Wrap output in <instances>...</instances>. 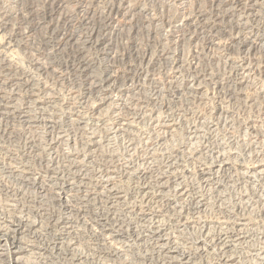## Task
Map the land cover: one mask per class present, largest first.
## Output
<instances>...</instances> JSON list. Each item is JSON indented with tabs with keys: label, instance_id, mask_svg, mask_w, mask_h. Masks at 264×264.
I'll return each mask as SVG.
<instances>
[{
	"label": "bare ground",
	"instance_id": "1",
	"mask_svg": "<svg viewBox=\"0 0 264 264\" xmlns=\"http://www.w3.org/2000/svg\"><path fill=\"white\" fill-rule=\"evenodd\" d=\"M12 1L15 2V0ZM256 1H258V5H256L255 2H252L253 4H250L251 2L247 3L249 5L247 9L252 11L255 10L258 14L255 8L256 6L260 8V2L263 0ZM1 5L2 1L0 2V14L2 16L0 33L3 30L9 29V26L12 24L9 14L10 10ZM253 13L256 15L255 12ZM258 15H260V13ZM131 16L133 17V15L130 14V18ZM128 19L129 18H127V20ZM251 19L249 18V20ZM181 25H183L182 21L177 24L178 27H182ZM258 27H256L257 30L259 29ZM261 27V33L257 35L256 40L258 39L264 42V26ZM213 28L215 29V27ZM54 32L55 30L52 29L51 33L54 34ZM4 35L5 34L2 32L1 36ZM52 39L54 41V38ZM69 39L70 37L67 41ZM254 39L238 40L235 42L236 46L234 47L249 50L254 46V43H256ZM11 40L10 38L9 40L5 38L3 41L2 38L0 46L3 44L8 45ZM58 40H60V38ZM263 42L259 43L260 47L264 46ZM5 47L6 46H4V49ZM103 49L107 50L106 53L109 55L112 48L109 44L108 47L104 45ZM2 55H0V67L11 71V60H8L9 58H4L7 56L3 57ZM175 62L182 64L183 59L180 60L177 55ZM247 65H234L233 73L236 79H233L234 82L229 81L230 84L228 86L226 85L229 87L226 88L227 90H220L223 87L222 82L225 78L219 76L218 73V75H214L211 74V72L207 77L205 75L199 76L195 74L187 81L186 86H177L175 94L177 93L180 96L183 92L187 94V96L185 94L184 96L189 98H187L189 102L193 103L189 97L191 95L193 101L197 102L199 105L209 98L207 97L208 99L205 100L206 92H202V86H200L202 82L198 83L196 81L197 83L195 84V79L197 77L201 78V80H206L208 84H212L213 89L218 91L219 105L216 107L214 106L212 111L210 110L211 107L208 110L216 117H214L216 121L215 124L205 125L203 120L202 122L199 120L202 119L200 118L202 114L197 111H192L191 109V111H189V108L179 113V117L188 115H194V117H196L197 122L193 124L192 127H190L191 125L189 124L190 128L184 126V128H179V124L176 120L177 117L175 116L180 112L178 109L177 113H171L169 111L171 114L160 116L158 111L152 106L150 100L135 98L132 93L137 92L139 87L133 83L127 88L123 87L124 84H120L114 88L116 89L115 95H118V97L116 96L117 98H115L113 94H110L112 89L111 86L107 84V86L105 85L101 88L102 94H98L100 97L88 103L91 95L101 87L98 86L101 85L103 81L101 83L91 82L87 87L81 89L82 91L73 89L70 91L69 89L68 91L70 92L67 97L66 95L58 93L57 90L56 92L50 91L46 83L39 85V83H36L35 77L30 76L28 73L26 75L22 74L24 70L21 72L20 69L21 73H19L24 75L23 77H25V79L22 80V83L17 85L16 81H13L18 70H14L15 73H12L13 75L10 73L14 76L13 78H8L10 80L9 82H13L12 87H10L8 91L0 90V181L5 177L9 179L14 178L16 186L11 187V193L7 190L9 186L5 187V193L8 195L0 201V264H33L29 262L31 260L28 258H35V256L44 259L43 261L48 260L50 264H116L118 262L116 259H121V257L127 255L135 242L142 243L147 241L146 239L150 237L155 238V242L158 244L157 249L162 259L161 264H264V246L262 245L257 248L253 246H250V248L248 244L245 246V244L249 243L252 239L251 233L249 234V231L243 232L242 230L236 233L234 232V226L243 230L247 229L249 226H253L252 223L254 221L251 222L247 220L248 218L246 219L234 212L251 199L248 192L242 191L241 193L232 194L229 202H227L228 199L225 200V195L220 193L229 183H233L236 179L249 186L256 182H262L264 185V142L262 141L260 146L252 147V145L258 144L254 140L256 133L252 135L256 130L257 124L255 125V122L251 120H241V123L240 120L228 119L229 121H227L228 112L225 109L226 106L223 105L225 102H227L228 105L229 103L236 104V102L241 103L242 106L247 104L245 103V95L244 99H242L243 93L241 90L242 86L248 85L247 77H249L250 74V66ZM43 71L44 69L42 72ZM118 71L119 70H116V73ZM123 71L124 70H122V72ZM116 73L113 72L112 75H110V77L113 78L112 82H114V87L116 84L115 80L117 79ZM5 74L7 76L10 75L9 72ZM260 74H262V72ZM187 76L190 77L189 74ZM262 77V82H264V74ZM130 79L131 78H129V80ZM173 79L174 82L177 81L176 76ZM21 94L23 96H21ZM121 97L125 98L122 99ZM255 97L261 98L258 100H262L264 103L263 87L256 91ZM91 98H93V96ZM173 98H175V96H173ZM79 99H81V101H79ZM116 99L120 100L118 106L112 102ZM152 101L155 103V100ZM186 101L187 100H185V102ZM199 105H197V109ZM169 106V104L164 105L162 108H165L166 112L168 110L172 111ZM192 107L194 108V106ZM179 109L181 110V108ZM231 112L232 111H230V115ZM109 114H112V116L109 117ZM183 119L185 118H182V120ZM143 122L146 123V128L144 129L148 132L140 126ZM227 122L229 125L237 123L241 128H244V131H249L250 139L253 138L249 145H244L245 148L242 150L241 155L234 150L232 151L231 148V150L224 149L221 144L217 142L216 144H212L214 146H211V148L206 147V144L205 146L201 145L200 148L193 147L196 140H201L198 138L207 139L206 136L213 131L214 125L221 124L223 126L226 125ZM16 125L21 127V129L18 130V134L15 132L17 131L15 129ZM40 125H43V130L41 132L44 134V146L40 145L39 140L41 137L38 131V129L41 128ZM19 128L17 127V129ZM156 128L159 129L162 135L156 133L157 139H153L154 136L152 138V133H154ZM179 129H184L181 145L183 148H166L163 152V156L167 160V164L164 169L157 170L156 172L153 170L155 174H152L153 172L150 173L151 171L149 173L147 172L150 166L139 169L131 168L124 162L119 168L117 165L116 167H112L110 165H103V162L100 163L97 161V163H93L95 165L94 167L97 169V172L102 171L103 174L99 177L87 176V173H89L88 159L92 158L95 154L92 155L91 153L94 152L99 144L98 137L101 136L99 135L101 132L104 134V138L123 137L127 140L129 148L135 149L134 144L137 139L142 140L145 146H150L152 141L165 140V138H170V140L175 139ZM259 133L257 134L264 138V131H259ZM76 134L85 140L84 150L86 149L87 153L84 155L71 153L72 151H64L62 149L63 145L74 142V136H76ZM19 137L21 139V145H12V142L15 141L14 138L18 139ZM207 142L210 141L207 140ZM207 153L208 158H205ZM178 155H180V158L183 156L187 164L180 162V160L183 161V159L177 157ZM155 156L156 155H152L151 159H145L147 156L142 157L143 161L145 160L144 162L149 164L152 160H155ZM244 156L254 157L255 163L249 167L246 166L244 164ZM59 157H61L60 162L58 161ZM94 158L93 161H95ZM46 160L48 161L43 169L35 167L36 164ZM190 163L193 165L196 163L197 165L195 164L194 167L192 166L193 169H191V166V168H189ZM102 166L103 168H101ZM148 167L149 169L147 170ZM232 174L236 177V179L233 178L235 180L231 178L233 176ZM192 175H196L199 178V181L204 185L206 190L215 193L213 201L211 199L209 200V196L206 192L200 193L197 191L198 189L195 191L190 184L186 182L187 178ZM121 177L128 178L134 185L132 184V186H130L131 182L129 185H125L127 182L119 185L117 181ZM124 180L127 181L126 179ZM169 182L172 183L171 194H167L165 191ZM23 188L34 189L39 196L36 197L34 195V197L27 195L26 192L22 190ZM9 190L11 191V189ZM47 193L52 196H50L52 199L45 201V195H47ZM255 195H257V193ZM261 195L258 194L256 197H258L257 200L259 203L264 204V197ZM17 196L18 198H16ZM210 201H212V203ZM230 201L232 204H230ZM187 202L189 206L185 208L183 203ZM57 203L61 205V208L64 210L62 215L53 214L51 210L53 207L51 205ZM157 203H159L161 207H159ZM160 203H163L166 209L170 208L169 210H171V212H175L177 217H172L174 213L171 215H168L169 213L165 214L167 210L160 209L163 206ZM153 204L156 205L153 206ZM209 207L216 208L214 214L204 216L202 219V216H200L202 214L200 213L205 212L207 208L210 209ZM244 208L246 207L244 206ZM195 213H199L200 215L195 216ZM86 214H90L88 215L89 222H85L86 220H84ZM76 218H79L81 223H77ZM77 224L82 227H86L87 225L88 227L90 234L89 240L93 241L89 244L91 246L88 247L91 254H83L76 251L75 245L78 241L73 235L76 236L78 234L77 229H80ZM193 227H197L199 235H197L196 239L187 242L184 238L183 230L188 228L192 229ZM46 233H50L51 236L48 237L46 241L44 240V244H36L37 240ZM262 233L263 235L261 237L264 239V232ZM132 236H134L132 239L134 242L128 243L129 238ZM208 238H210L209 243H211V245L209 243L207 244L205 241ZM8 240H10L11 246L6 248ZM94 240H98L96 241L97 243H95ZM167 241L171 243L169 249L165 247ZM99 244L105 246L103 248L101 247L103 251H99ZM214 246H217L222 254L211 259L205 258L211 253L209 251ZM9 253L13 259H5V256ZM125 257H123V259L127 258ZM123 261L124 260H122V262ZM124 263L126 262H123V264Z\"/></svg>",
	"mask_w": 264,
	"mask_h": 264
},
{
	"label": "rangeland",
	"instance_id": "2",
	"mask_svg": "<svg viewBox=\"0 0 264 264\" xmlns=\"http://www.w3.org/2000/svg\"><path fill=\"white\" fill-rule=\"evenodd\" d=\"M1 1V6L7 7L10 10L9 14L11 16L10 18L12 24L9 26V29L11 30L7 29L5 31H2L5 34L4 36H1L2 32L0 33V42L2 41V38L3 41L5 38L7 40H9L10 38L12 40L8 44L9 46L5 44L0 46V55L3 54V57L7 56L4 58H9L8 60H11V71L0 67V90L8 91L10 87H12V83L15 81L17 85L22 83V80L25 79V77L23 76L27 73L30 74V76L35 77L36 83H39V85L46 83V86L50 91L56 92L57 90L58 93L66 95L67 97L69 96L68 93L72 89L82 91L81 89L87 87V85L91 82L101 83L103 81L101 85L98 86L101 87L98 88L93 95H91V97L93 96V98H89L88 103H90L92 100H97L100 97V95L98 94H102L101 88L105 85L107 86V84L111 86L112 89L110 94H113L114 97L117 98L118 95H115L116 89L114 88H116L120 84H124L123 87L127 88L131 86V83H133L137 85V87H139L138 91L135 90L137 92L132 93L135 98L137 97L140 100H150L152 106L155 108V110L158 111V114L160 116H165L166 114L175 112L177 113L178 111H180L175 115L177 118H179H176L177 123L179 124L178 126L179 128H188L190 125V127H192V125L197 122L196 117H194V115L180 117L178 116L179 113L183 112V110H187V108H189V111L192 110L200 112V114H202V117L200 116V118L202 119L199 120L201 122L203 120V123L205 125H212L216 123L214 119L215 116L212 115L208 110L211 107L210 110L212 111V108L214 106L216 107L217 105H219L217 95L218 91L216 89H213L212 84H208L206 80H201V78L197 77L195 79V84L197 82H202L200 86H202V92H206V94L204 93L206 97L205 100L209 98L207 101L199 105L197 104V102L193 101L190 94V96H188L190 97V100H192V102L195 104L189 102V98L185 97V93L183 92L181 93V95L183 94L182 96H179V94L177 93L176 95L175 91L177 86H186L187 81L195 74L199 76L205 75L207 77V75H210L211 72V74L216 75L218 73L219 76L225 78L222 82L224 88L222 87L220 90H227L226 88H229L227 86L230 84V82H234L233 79H236L233 73L234 65L243 64L244 66L248 64L247 66H250V74L249 77H247L248 85H245V88L243 86V88L241 87L243 93L242 99H244L245 95V103L247 104L244 103V107L241 105V103L238 102H236V104L229 103V105L227 102H225V104L223 103V105L226 106V111L228 112L226 120H240V123L242 121H254L255 125H257L256 130L252 133V135H255L254 133H256L254 140L258 144L252 145V143L251 145L252 147L260 146L261 142H264V138L259 135V131H264V103L262 100H258L261 98L255 97L256 91L259 88H264V82H262V75L264 74V46L260 47L259 45V43H262L263 41H260L258 39L256 40L257 35L261 33V26H264V0H260L262 2H260V8L259 6H256L255 8L257 9L258 14L260 13V15H258L255 10L252 11L247 9L249 8V5L247 3L251 2L250 4H253L252 2H255L256 5H258V1L256 0ZM253 12H255L256 15H254ZM245 13L247 14V17ZM130 14L133 15V17L131 16L130 18ZM127 18L129 19L127 20ZM249 18L252 19L249 20ZM1 20L2 16L0 14V23ZM181 21L183 25H181L182 27H178L177 24H179ZM240 23L242 24V26ZM257 25L261 26L258 27ZM213 27H215V29ZM256 27H258L259 29L257 30ZM52 29L55 30L54 34L51 33ZM235 36L238 37L236 38ZM69 37L70 39L67 41ZM52 38H54V41ZM59 38L60 40H58ZM246 39H254L257 44L254 43V46L249 50H244L240 47H234L236 46V41H243ZM109 44L112 49L110 50L111 53L108 55L106 53L107 50H104L103 48L104 45L105 47H108ZM4 46H6L5 49ZM177 55L180 60L183 59V65L181 63L175 62V58L177 57ZM41 67L44 69L43 72V69ZM52 68L55 70H53ZM19 69L21 70V72L24 70L22 72V74L24 75L20 74L21 72ZM14 70H18V75H15L13 82H9V79L11 77H14L12 76L15 73ZM116 70L119 71L116 73ZM122 70L124 71L122 72ZM6 72H9V74H13L7 76L5 74ZM30 72L33 74H31ZM113 72H115L117 75V79L115 80V87L114 82H112L113 78L110 77ZM261 72L262 74H260ZM225 73H227L228 76ZM188 74L190 77L187 76ZM174 75L177 77L176 82L173 81V78H175ZM129 78L131 79L129 80ZM225 81L227 84L225 83ZM251 87L254 89H252ZM69 89L70 91H68ZM253 90L256 91L254 92ZM185 95L187 96V94ZM21 96L23 95L21 94ZM173 96H175V98H173ZM121 98L124 99L125 97ZM152 100H155V103ZM185 100H187L188 102H185ZM79 101H81V99H79ZM112 102L116 106H118L120 100L116 99ZM204 103L209 107H207ZM168 104L170 105V109H172V111L174 112H172L171 110H168L166 112V109L162 108L164 105ZM197 105H199L198 109ZM192 106H194V108ZM258 106L260 109L258 108ZM177 107L181 108V110ZM200 108L204 109L202 110ZM230 111H232L231 115ZM109 115V117L112 116V114ZM182 118L185 119L182 120ZM142 124H140V126L143 129L146 128V123L143 124L144 127ZM40 126L41 128L38 129V131L40 132L39 135L41 136L39 140L40 145L44 146V134H42L41 132L43 130V125ZM226 126L230 127L228 128ZM15 127V129L17 130L15 132L18 134V130H20L21 127L18 125H16ZM17 127L20 128L17 129ZM213 128V131L208 136H206L207 139L198 138L202 141L196 140L193 147L200 148L201 145L205 146L206 144V147L211 148V146H214L212 144H216L217 142L220 143L224 149H232V151L234 150L241 155L242 150H244L245 148L244 145H249L253 140V138H249V131H244V128H241L239 125H237V123L229 125V123L227 122L226 125H214ZM144 130L148 132L146 129ZM156 133L162 135L159 129L156 128L154 133H152V138L154 136L153 139H157ZM99 135H101L102 137H98L99 144L96 147L97 149L95 148L94 152L91 153L92 155L94 153L95 154L92 156V158L88 159L89 173H87V176L90 177H99L103 174L102 171L97 172V169L94 167L95 165L93 163H97V161L100 163L103 162V165H110L112 167H116L117 165L119 168L124 162H126V165H129L131 168L139 169L144 168L145 166H150L151 170L148 167L147 170H149L147 172L149 173L151 171L150 173L153 172L152 174H155L154 171L156 172L157 170L164 169L165 165L167 164V160L163 156V152L166 148H183L181 145L184 136V129H179L178 135L175 139L170 140V138H165L167 142L165 140H156L158 142L152 141V144L150 146H145L142 140L137 139L134 144L135 149H131V147L129 148L127 140L123 137L104 138V134H102V132ZM74 137V142L70 144L68 143V145H63L62 149L64 151H72L71 153H77L80 155H84L85 153H87L86 149L84 150L85 140L78 134H76V136ZM14 140L15 141L12 142V145H21L20 137L18 139L14 138ZM207 140H209L210 142H207ZM152 155H156L155 160H152L151 163L146 164L144 162L145 160L143 161L142 156H147L145 157V159H151ZM207 156L208 153L206 154L205 158H208ZM94 157L97 158L95 159ZM177 157L180 158V155H178ZM93 158L96 162L93 161ZM181 158L185 163L181 160L180 162H182L183 164H187L185 158H183V156H181ZM60 159L61 157L58 158L59 162L61 161ZM244 159V164L248 167L255 163L254 157L244 156ZM47 161L48 160L36 164L35 167L38 169H43ZM195 164L196 163H194V165L190 163L189 168H191L192 166L194 167ZM193 167L191 169H193ZM101 168H103V166ZM231 178L236 179L234 175ZM124 179H126L127 181H125ZM119 180L117 181L119 185L125 184V182H127V184L125 185H129L130 182V186H132V184L134 185V183H132V181H129V179L126 177H121L119 178ZM186 182L190 184L192 189H194L195 191L198 189L197 191L200 193L206 192L209 196V200L211 199L213 201L215 193L210 190H206L204 188V185H202L196 175L188 177ZM254 184L249 186L247 184H243V182L237 181L236 179L235 181H233V183H229L225 189L220 191V193L222 195L224 194L225 200L228 199L227 202H229L230 196L232 194L241 193L242 191L246 193L248 192V195L251 197V199L244 203L243 206L240 207V209L238 208L234 212L236 214L238 213V215L240 214L239 216L245 217L246 219L248 218L247 220H250L251 222L254 221L252 223L253 226H249L244 230L234 226V228L236 229H234V232L236 233L241 230L243 232L249 231L248 233H251L250 235L252 239L249 241V243H246L245 246L248 244V247L253 246L257 248L261 247L262 245L264 246V239L261 237L263 235L262 232H264V204L259 203L257 200L258 197H256L258 196V194H262L261 196L264 197V185L262 184V182H256ZM8 186L9 188L7 190L9 191V193H11V187L16 186V181L14 178L9 179L5 177L2 178V181H0V201L3 200L4 197H7L8 194L5 193V187ZM167 186L165 191L167 192V194H171L172 183L169 182ZM9 189H11V191ZM22 190L26 192L27 195H35L36 197L39 196V194L34 189L23 188ZM256 193L257 195H255ZM45 196V201L52 199V196L49 193H47V195ZM16 198H18V196ZM212 201L210 202L212 203ZM160 204L163 205L160 209L167 210L165 211V214L169 213L168 215H171L172 213H174L172 214V217H177L175 212H171V210H169L170 208L166 209L163 203ZM188 204V202L183 203V206L185 208H188ZM230 204H232L231 201ZM154 205L156 204H153V206ZM157 205L161 207L159 203H157ZM51 206H53L51 209L53 214L62 215V213L64 212L63 208H61V205H59L58 203ZM244 206L246 208H244ZM211 207H209L210 209L207 208L205 212L200 213L202 215H200L199 213H195L194 215H200L202 216V219L204 218V216H209V214L213 215L216 208ZM88 215L90 214H86V218L84 219L86 220L85 222L89 220ZM72 216L75 217L74 215ZM76 219L77 223H81L79 218ZM77 225L80 229H77L78 234L76 236L73 235L75 238H77L78 241L75 245L76 251L83 254H91V251H89L88 247L91 246L89 244L93 241L89 240L90 234L88 231V227L87 225L86 227H82L79 224ZM188 229L183 230V235L186 241L190 242L192 239H196L197 235H199V232L197 227H193V230ZM50 236V233L44 234V236L37 240L36 244H44V242ZM133 238L134 236L130 237L128 243H133ZM146 240L147 241L142 243L135 242L136 244L134 243L132 245V248L128 252L129 255L127 254L123 256H126L127 258H117L116 260L118 262L116 264H123V262H126L124 264H161L162 259L158 254V244L155 242V238L150 237ZM94 241L95 243H97L96 241L98 240ZM205 241L208 244L210 242V238ZM209 244L211 245V243ZM10 246L11 243L10 240H8L6 248ZM98 246L99 251H103L102 248L105 246H103V244H99ZM165 247L169 249L171 247V243L167 241ZM216 247L217 246L212 247L209 251L211 253L208 254L205 258L211 259L222 254L218 247ZM30 258L28 259L31 261H29L28 259L27 260L29 262H32L33 264H50L48 260L43 261L44 259H40L36 256L35 258ZM5 259L10 260L13 259V257L9 253L5 256ZM122 260L124 261L122 262Z\"/></svg>",
	"mask_w": 264,
	"mask_h": 264
}]
</instances>
